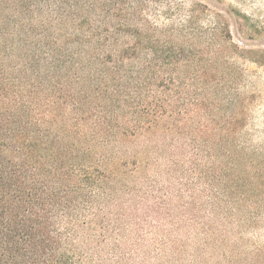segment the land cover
Returning a JSON list of instances; mask_svg holds the SVG:
<instances>
[{"label":"trees","instance_id":"16d2710c","mask_svg":"<svg viewBox=\"0 0 264 264\" xmlns=\"http://www.w3.org/2000/svg\"><path fill=\"white\" fill-rule=\"evenodd\" d=\"M152 1L168 22L150 0H0V264H203L262 222L220 32Z\"/></svg>","mask_w":264,"mask_h":264},{"label":"rangeland","instance_id":"374dc122","mask_svg":"<svg viewBox=\"0 0 264 264\" xmlns=\"http://www.w3.org/2000/svg\"><path fill=\"white\" fill-rule=\"evenodd\" d=\"M150 1L160 15L157 21L168 22L163 4L156 6ZM161 2L173 9L176 23L184 22L196 10L197 28L205 32L202 45L217 34V29L220 32L207 50L209 58L218 69L224 89L232 92L234 110L241 114L236 144L243 158L252 162L245 166L253 165L261 171L260 183H264V0ZM259 198L264 199V195ZM199 254L203 264H264V217L252 230L242 231L237 226L228 229L223 242L201 246Z\"/></svg>","mask_w":264,"mask_h":264}]
</instances>
